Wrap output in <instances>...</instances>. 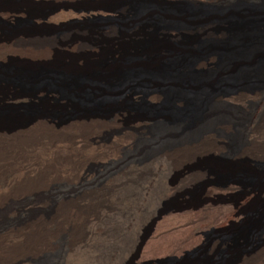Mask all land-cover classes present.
<instances>
[{
    "label": "rangeland",
    "instance_id": "374dc122",
    "mask_svg": "<svg viewBox=\"0 0 264 264\" xmlns=\"http://www.w3.org/2000/svg\"><path fill=\"white\" fill-rule=\"evenodd\" d=\"M74 1L0 0V205L6 203L10 209L7 212V223L11 224L9 226H17L21 221L33 219L34 217L37 220L46 215L47 211H62L66 209L64 202L54 199V189L49 188L47 191L46 188H43L46 187V184L54 182L51 171L47 169L46 173H41L38 170L42 163L49 160L47 156L49 154L48 144L50 142L49 131L60 120L74 113H88L95 110L111 111L121 109L123 110V114H127L125 120L119 121L117 125H113L115 127L101 128L100 126L99 128V125L95 124V126L93 125L94 128L91 127L86 130L80 128L74 129L68 136L62 134L59 140L63 138L62 141L66 142L68 137L74 136L77 143L75 146L81 149L87 144L86 141L88 139L85 137L90 136L93 139H97L96 137H98V140H105L109 135L117 131H128L127 133L133 136L136 133L132 129L129 130V128H134L136 123L131 124L129 121L137 117H154L165 112V105L163 106L152 99L150 100V98H144L138 92H146L158 84L168 95V91L173 87L172 84L167 83L168 81L166 83H153L148 75L141 76V74H138L141 77H126L123 81V78L120 76L121 73L118 76L112 77L104 74L102 54L110 51L111 53L113 52L112 54L115 58L120 59L119 54L121 52L133 53L135 50H140L145 46L146 41L151 38V36L147 37V33L142 32H136V35L134 34L131 37L120 34L118 29L125 24L131 23L134 20L136 24L141 25L143 22L148 21L144 23L145 27L148 24H153L150 22L151 20L158 21L160 14L168 16L164 17L161 15V18L164 17L165 24L172 27V29L161 31V37L159 36L160 47L165 49L169 55L173 50L181 52L186 48H191L190 50L193 54H191L190 60L198 57V63L200 64V62H204L206 59V66L198 64L195 68L197 72L195 76L203 78L204 82L202 86L206 89L214 90L217 93H224L240 87L242 89L253 90L264 86V69H261L257 64L260 56L257 55L253 58L231 56L230 51H228L230 40L226 39L224 41L220 36L221 32L232 35L236 31L238 22H240L238 18L251 15L252 9H250L251 5L249 4L234 3L229 9L223 10L217 8L218 6L210 3L208 0H97L75 3ZM136 14H140V18L135 20L134 16ZM205 23L211 24L210 32L206 36H199L195 29L188 27L193 25L196 28ZM141 28H143V25H141ZM62 37L80 45L73 48L59 49ZM212 54L218 56L214 61L210 60ZM61 73L71 74V76L84 78L85 80L88 78L93 81L86 84L85 88H83L85 92L102 93L106 94V97L109 96V93L117 95L127 92V95L118 99L117 102L107 101L108 103L106 102L101 105L98 103L95 105L83 104L74 100L76 92L69 90V81L58 80L57 82L54 79L55 75ZM91 74L101 75V78L88 76ZM112 87L115 91H111ZM131 91L137 93L129 95L128 92ZM247 100L254 102L252 99ZM255 102L259 104L258 99ZM223 106V111L232 115L240 116L241 113L247 111L242 104L230 101L226 102ZM245 106H249V103ZM249 110L248 107V113H250ZM255 112H257L254 118L256 120L252 125V130L257 137L251 140L252 144L249 146L250 150L248 148L249 155H247L245 162L233 167L226 166L227 161L225 156L227 153H225L226 155L223 154L226 151V146L223 145L222 140L215 138L209 149H221L223 146L220 154L210 152L207 155L198 154L199 157L193 158L196 154L190 153L187 157L183 158L187 160L175 159L163 167L160 166V170H163V172L158 169V173L153 172L148 176L123 175L126 176V179L128 177V182L129 180L135 182L138 188L134 192L127 188L128 186L125 187L127 181L120 183L119 179L121 178L118 177V180L112 178L110 187L108 186L105 190V201L103 199L102 203L105 206L108 205L113 212H117L118 214L114 217L112 215L109 216L108 220L105 221L106 224L101 226L102 229L98 227L95 230L90 229V231H87L89 228L85 227L84 234L87 239L85 238L84 240L86 241L89 238L90 249L88 246H79V239L75 240L73 244L71 243L72 245H67L70 238L65 233L66 236L63 239L62 248L64 250L62 264H179L180 259L169 258L172 256L155 257L157 258L156 260L148 254V256H140L141 253L138 254V239L140 240L145 236L146 232H149V227L151 226L149 219L153 215H156L154 213H163V216L166 215L165 218H170V220L167 219V223L169 224L176 223L177 219L183 220L187 214L190 215L192 212L194 214L198 211V209H194V206L198 203L203 185L207 182H225L235 179L241 185H232V190L215 191L216 194L212 196V202H208L207 205L210 204L208 206L214 208L216 211L220 209L217 211L220 213L236 211L237 208L251 210L248 223H241L240 220L235 219L234 223L228 224V226L226 224L216 225L211 223L212 219L209 217H201V219L203 218L202 220L195 221L197 236L200 237L201 242L192 249L187 248V250L189 249L187 257L191 261H201L200 264L232 263L237 250L242 249L246 244H248L249 248L254 243L255 227L264 221V192L258 195V197H255L256 194H252L253 192L246 194L247 199L246 196H242V187L262 186L261 188H264V110L262 114L258 105ZM38 115L47 117L45 119L46 125H32L28 130L27 128L25 130L16 128V125L19 123L29 121ZM82 140H84V143ZM225 142L232 147L236 145V141L233 138L229 143ZM97 155L98 153L95 154V152L88 150L83 159L82 167L84 166V168H81L80 172L88 175L87 180H89V183L80 184L77 181L76 175L71 176V183L73 184L71 186L77 188L78 191L81 190V193H96L101 190L100 187L99 189L96 186V183H93L94 178L92 177H97L99 173L104 171V168L106 169L108 165L110 167L113 162L117 161L115 157H110L111 159L108 161L102 159L103 155ZM58 161L62 163L63 159L59 158ZM29 166L33 168L37 166L35 169L38 171L33 172L29 170V173L21 178L20 169H26ZM218 166H221V169ZM101 167L103 168L101 169ZM208 169L211 170V173L207 171ZM62 176L65 175L61 173L59 178ZM185 177L192 180L183 193H169L165 195L161 192L157 193L158 188H160L158 186L161 184L162 186L173 187L175 182ZM149 178L152 181H156L154 187L156 191L155 197L148 190L146 191V186L145 184L143 185V182ZM42 180L47 181V183ZM34 184H40L42 192H29L35 187ZM140 186H143L144 189H140ZM7 187L8 189H6ZM212 187L217 188L211 184L210 188ZM116 189H119V191ZM115 196L117 201L115 200ZM130 198L131 201H129ZM77 200H73L75 203L72 205L74 207L73 210H76L77 205H85L84 202L82 203V201ZM123 200L126 201L123 202ZM53 203L55 204L54 206ZM86 207L89 206L86 205ZM90 208L93 209V207ZM191 209L193 210L191 211ZM171 210L173 211L171 212ZM133 216H136L137 220L136 217L133 219ZM147 217H149L148 220ZM115 222H117V225H115ZM189 226L191 225L187 227ZM107 227L111 231L106 229ZM71 234V239L72 236L79 238L80 235L79 232L73 233L72 236ZM76 234L78 235L76 236ZM243 235H245L247 240H240V237ZM20 241L13 239V243L15 244L29 247L27 240L23 241L24 243ZM216 241H220V245L215 252L209 253V251H205L209 243L212 244ZM68 246L71 250L74 247L73 253L69 251ZM96 247L102 249L101 254L95 252ZM103 250H105L104 253L106 251H108V254L111 253L107 261L105 260L107 256L103 258ZM149 256L151 259H149ZM137 259L140 260L137 261ZM263 259L253 264L257 262V264H264ZM8 260H11L10 257L2 258L0 256V264H4Z\"/></svg>",
    "mask_w": 264,
    "mask_h": 264
},
{
    "label": "bare ground",
    "instance_id": "6f19581e",
    "mask_svg": "<svg viewBox=\"0 0 264 264\" xmlns=\"http://www.w3.org/2000/svg\"><path fill=\"white\" fill-rule=\"evenodd\" d=\"M208 1L218 6L217 8L223 10L229 9V7L232 6L234 3L251 5L250 6L251 7L250 9H252L251 15H249L248 17L238 18L239 19L238 21L240 22H238L237 24L236 31H234L232 35L230 33L221 32L220 36L224 41L226 39L230 40L228 51H230L231 56H235V57L247 56L248 58H253L259 55L260 57L257 64L261 69H264V0H208ZM140 14H136L134 16V19L136 20L140 18L139 16ZM161 15H163L164 17H168L165 14H160V16H158L160 17L158 21L156 20L150 21L153 23V24L151 23L152 25L148 24L144 27V23L148 21L143 22V24H141L143 25V28H141V25L136 24L135 21L133 20V22L131 23L129 22L125 24L123 27L118 29V32L120 34L122 35L124 34L129 37L134 35L136 32L147 33V37L151 36V38L149 37L150 40L146 41L145 46L142 49L135 50L133 51V53L121 52L119 54L120 59L115 58L114 55L112 54L113 52L111 53L110 51L105 52L104 54L101 55V57H102L103 69L106 71V72L104 71V74L108 77L118 76L121 73L120 76L123 78L124 81L126 77H141L148 75L153 83H158V82L166 83L168 81L167 83L172 84L173 87L171 90L168 91V95L161 89V87L158 84L156 85V87L154 88L152 87L146 92L145 91L138 92L141 93V95H143L144 98H150V100L152 99L153 101H156L162 104L163 106L165 105L164 108L165 112H163L161 115L158 116L141 117V118L137 117L129 121V123L131 124L136 123L134 128L133 127L129 128V130L132 129V131L136 133L133 136L129 135L127 133L128 131H124V132L117 131L109 135L108 138L105 140L102 139L98 140L99 139L98 137H96L97 139H93V137L91 138L88 135L89 137H85L86 139H88L86 141L87 144L84 146V148L81 149L75 146L77 143L74 136L68 137L66 142L62 141L63 138L59 140L62 137V134L68 136L69 133L74 129L80 128L86 130L88 128L90 129L91 127H93V125L95 126V124L99 125V128L100 126L101 128L115 127L113 125L118 124L119 118L123 116V110L121 109H116L111 111L95 110L88 113H74L73 115L71 114V116L63 120H60L57 124L55 123L56 125L51 127V130L49 131L50 142L48 144L49 154L47 155L49 160L48 162L42 163L41 166L39 165L40 167L38 168V170L41 173L43 172L46 173L47 169L51 171V173L53 174L54 182L52 181V183L46 184V187L43 188H46V190L49 188L54 189L53 190V193L55 194L53 196L54 199L64 202L66 204V209L62 211L60 210L47 211L48 213L46 215H43L41 218L37 220H35L34 218L36 217H34L33 219H28V220L25 219L21 221L19 224L17 223L18 224L17 226H9L10 223H7L8 222L7 212L10 209L8 208V205L6 203L0 205V256H2V258L10 257L11 259L5 261L4 264H62L63 256H64V250L62 248H63V239H65L66 236L65 233L68 234L70 238V241L68 242L67 245H72L75 240L79 239L78 242L79 246H85V247L88 246L89 248V246L91 245L89 243V238L86 241L84 240L86 238L84 234L85 227L89 228L87 229V231L88 230L90 231V229L95 230L98 227L101 228V226H104L106 224L105 221L108 220L109 216L112 215V217H114L118 214L117 212L116 213L113 212V210H111L108 205L105 206L102 203V200L104 199L106 193L105 190L108 188V186L110 187L111 185L110 182L112 178L118 180L119 177L121 178L119 179L120 183H124L128 180V177L126 179L125 178L126 176L123 175L135 174L140 176L143 175L148 176L153 172H157L158 169L159 171L163 172V170H160V166L163 167L175 159H183L184 157H187V155L190 153L196 154L193 158H196L198 154L207 155V153L210 152H215L220 154L221 150H223V146L221 147V149L220 148L209 149V147L212 145V142H214L215 138L222 140L224 144L223 143L221 144L226 146V151L223 153V154L227 153V155L225 154L226 155L225 158L227 161L226 166L233 167L238 165L239 163L246 161L247 155H249L248 148L249 146H251L250 144H252L251 140L257 137L255 132L252 130V125L256 120V119L254 120L255 113H257L255 112L256 106L259 105L260 112L264 110V86L262 88L253 89V90L242 89L240 87L235 90L224 93L223 92L217 93L214 90L206 89L205 87H203L202 86L204 82L203 78H201L200 76L199 77L195 76V74H197L195 68L199 64L198 57H195L193 58V60H190L191 54H193L190 50L191 48H186L184 51L181 52L173 50L169 55L165 49L160 47L159 36L161 34V31L172 29V27L165 24L164 22L165 19L164 17L161 18ZM188 27L190 29H195L199 34V36L200 35L206 36L210 32L211 24L205 23L196 28L193 25ZM210 58L209 59L211 61L212 60L214 61L218 58V56L212 54ZM199 65L206 66L207 65L206 59L204 62H200ZM138 74H141V76H139ZM88 76L90 77L95 76L101 78L100 77L101 75L99 76L95 74H91ZM54 79H56L57 82L58 80L69 81L70 82L69 90L72 91L74 90V92H76L74 100L81 102L83 104L85 103V104L95 105L98 103L101 105V104H105L107 101L117 102L118 99L127 95V92L126 93L123 92L122 94H117V95L109 93L108 95L109 96L111 95L112 97L111 96L106 97V94H102V93L97 94V92L95 93L85 92L83 91V88H85L86 84L92 83L93 81H91L88 78H86V80L84 78H77L71 76V74H66V73L57 74L55 75ZM113 90L114 89L112 87L111 91ZM132 92L133 91L128 92V94L132 95L135 93ZM247 99L250 100L252 99L254 102H249ZM257 99L259 104H256L255 102V100ZM228 101L242 104L247 111L241 113L240 116L226 113L225 111H223L222 108L224 107L223 105ZM248 103L249 106L246 107L245 105H248ZM248 107L250 109L249 110L250 113H248ZM46 118H47L46 116L38 115L29 121L19 123L18 125H16V128H22L24 130L27 128L28 130V128L32 125H36V126L44 125ZM232 138L236 141V145L234 147L230 146L229 144L227 145L225 142L227 141L229 143V141ZM83 141L84 140H82V142ZM87 149L95 152V154L98 153V155L99 154L103 155L102 159L110 161L109 160L111 159L110 157H115L117 158V161L113 162L110 167L108 165L106 169L104 168V171L99 173L97 177L96 176L92 177L94 178L93 183H96V186H98V188L100 187L101 190H99L96 193L93 192L89 194H84L83 192L81 193V190L78 191L77 188L72 187L73 184L71 183L72 181L71 176L76 175L77 181H79L78 183L80 184L89 183V180H87L88 175H84L80 172L81 168H84V166L82 167V165H83V159L85 157V153L88 151ZM59 158L63 159L62 163L58 161ZM30 167L32 166L26 168L27 170L25 168L20 169L21 178L24 177V175H27L29 173L28 172L29 170H32L33 172L38 171L37 169H35L37 168V166L35 168L32 167V169H30ZM102 168L103 167H101V169ZM218 168L221 169V166H218ZM207 171L211 173L210 172L211 170L208 169ZM61 173H63L65 176L59 178L61 176ZM3 175H4V171H3ZM155 177L157 176L155 175ZM193 179L195 178L193 177ZM154 180L156 179L154 178ZM191 180H189L187 177H185L184 179L182 178L179 181L175 182L173 184L174 185L173 187L164 186V185L162 186L161 184L160 186H158L160 188H158L157 193L159 194L161 192L163 193V195L169 193L181 194L186 190V187ZM43 182L47 183V181L45 180ZM155 182L156 181L150 180V178L146 179V181L143 182V185L145 184L146 186V191L148 190V192L151 195L153 194V197L156 196V191L154 190ZM126 184L127 185L125 187L128 186L127 188H129L133 192L136 191L138 188L136 187L134 181L129 180V182L127 181ZM211 184L216 186L217 188H213V187L210 188ZM34 185L35 187L33 188L32 191H29L28 189L27 190L31 193L32 192L37 193L38 191L42 192L41 186H39L38 184L37 185L34 184ZM232 185H241V184L235 179L225 182H207L205 185H203V189L201 191V195L198 200V203L194 206V209H198V211L197 212L195 211L196 213L194 214H192L193 212L190 215L187 214L189 216L186 215L185 219L183 220L177 219L176 223L173 224L167 223V219L170 220V218H165L166 215L163 216V213H158V214L154 213L156 215H153L150 219L149 217H147V220L149 219L151 228L149 227L150 230L149 232H146L144 237H142L140 240L138 239L139 241L138 254L141 253L140 256L143 255L145 256L148 254L156 260L157 258L155 257L163 258L164 256H172L169 258H176L177 260L180 259L179 264H200L201 261H193V260L191 261L187 257L189 255L188 250L192 249L193 247H195V245L201 242L200 237L197 236V226L195 224L196 220H200L201 217L206 216L207 218L209 217L210 219H212L211 223L216 225L226 224L228 226V224H233L235 219L240 220L241 223H248V217H250L249 213L251 210H243L237 208L238 210L236 209V211L234 210L230 212L220 213L217 212L220 209L216 211L214 210V208H210V206H208L210 204L207 205L208 202H212L213 199L212 196L216 194L215 191L217 190L227 191L230 189L232 190L233 189ZM261 187L259 186L249 187V188L242 187L243 189L242 196H246V194H250L251 192H253L252 194L255 193L256 194L255 197H258V195H261L264 192V188ZM142 188L143 186H140V189ZM6 189H8V187ZM116 190L119 191V189ZM75 197H79V198H75ZM75 199L82 201V203L84 202L85 207L83 205L82 206L77 205L76 210H73L74 207L72 205L75 204L74 203ZM115 200H116V196H115ZM124 201L126 200H123V202ZM129 201H131V198ZM54 205L55 204L53 203V206ZM86 205L89 207H86ZM90 207H93V209H91ZM179 207H183V206H179ZM173 210H171V212ZM192 210L193 209H191V211ZM134 217L136 216H133V219ZM115 223H116L115 225H117V222ZM188 225L191 226L187 227ZM106 229H108V227ZM81 230H83V232H81ZM108 230L111 231L110 229ZM78 232L80 233L79 238H75L72 236L73 233H78ZM70 233H72L71 234L72 239L70 237ZM77 235L78 234H76V236ZM13 239L21 240L22 242L27 240L28 242L27 245H29L30 248L22 247L21 244L13 243ZM240 240L245 241L247 239L245 235H243L240 237ZM219 245H220V241H216L212 244L209 243L207 248H205V251H209V253H213L217 250ZM79 246L78 248H80ZM187 248L189 249L187 250ZM68 249L69 251L72 252L74 247L71 250L70 247L68 246ZM104 251L105 250H103V258L107 256L105 259L107 261L109 260L107 258H109V255L111 253L109 252L110 254H108V251H106L105 254ZM95 252L101 254L102 249H98L96 247ZM263 258H264V221H262L255 227L254 243L250 245L249 248H248V244H246L245 247H243L240 250H237L236 256L232 261V263L230 264H253L256 261L258 262L261 261ZM149 259H151V257ZM139 260L137 259V261Z\"/></svg>",
    "mask_w": 264,
    "mask_h": 264
},
{
    "label": "trees",
    "instance_id": "16d2710c",
    "mask_svg": "<svg viewBox=\"0 0 264 264\" xmlns=\"http://www.w3.org/2000/svg\"><path fill=\"white\" fill-rule=\"evenodd\" d=\"M89 1H97V0H75L74 1V3L75 2H89ZM68 2V1H67ZM70 2V1H69ZM66 36V35H65ZM60 47H59V49H63V48H73V47H77V45L78 44H76L75 42H72V41H70L69 39H67V38H64V37H62L61 38V42H60ZM80 45V44H79ZM78 45V46H79ZM57 48V47H56ZM127 117V114H123V116L122 117H120L119 118V121H123V120H125V118Z\"/></svg>",
    "mask_w": 264,
    "mask_h": 264
}]
</instances>
